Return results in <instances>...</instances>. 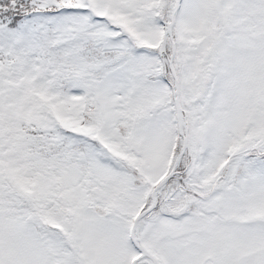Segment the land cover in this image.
Masks as SVG:
<instances>
[{"label":"snow or ice","instance_id":"obj_1","mask_svg":"<svg viewBox=\"0 0 264 264\" xmlns=\"http://www.w3.org/2000/svg\"><path fill=\"white\" fill-rule=\"evenodd\" d=\"M0 264H264V0H0Z\"/></svg>","mask_w":264,"mask_h":264}]
</instances>
